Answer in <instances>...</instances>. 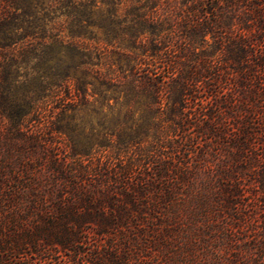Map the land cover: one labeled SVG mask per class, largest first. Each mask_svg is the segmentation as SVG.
<instances>
[{"label": "trees", "instance_id": "1", "mask_svg": "<svg viewBox=\"0 0 264 264\" xmlns=\"http://www.w3.org/2000/svg\"><path fill=\"white\" fill-rule=\"evenodd\" d=\"M95 1L0 0V264H264V0Z\"/></svg>", "mask_w": 264, "mask_h": 264}, {"label": "rangeland", "instance_id": "2", "mask_svg": "<svg viewBox=\"0 0 264 264\" xmlns=\"http://www.w3.org/2000/svg\"><path fill=\"white\" fill-rule=\"evenodd\" d=\"M95 2H96L97 7L102 6L100 0H96ZM134 2H136V0H121V3H119V6H120V9L118 11L119 14H123L125 12L126 8L129 7ZM142 3H144V0H140V4H142ZM172 6H175V9L172 10L174 17H178L179 16V10L181 8L185 7V5H183V3H182V0H176V2L173 3ZM167 13H168V8H166L165 5L159 1V5H157L155 7L154 14L161 15L162 17H164L167 15ZM89 30H92V32L95 34L97 33L96 36L101 38L100 31H98L95 27H90ZM146 39H147V41H149L150 37L149 36L148 37L141 36L140 41L138 39V41L136 43H134V45L128 46V47H127L128 42L126 40L121 41V43L119 42V44H117V43L115 44V46H114L115 50L118 48V51L120 53L128 52L130 55L129 59H125L124 57L117 59L118 54H116V52L112 53V57L114 59L119 60L118 66H120V68H119L120 75H128L131 72H133V70L137 69L138 66L140 65V63L143 65L144 59H146L147 54H149V50L146 53H144V47H145L144 41ZM160 40H162V42L164 44L168 45L167 48L170 50L171 54H175V55L171 56V59H180V60L182 59V60H184V58H186V57H184L185 56L184 54H186L188 51L184 49V44L182 42V39H178L175 36L173 37L172 33L168 31L166 33L164 32L163 35H161L155 39V41H157V42ZM190 43H191L190 50L192 51V55H190V56L192 58H196V59L198 58L199 59V58L203 57V53H202L203 49H206L205 50L206 53H208L210 55L217 54L215 46H204V44H202L198 40H196V41L190 40ZM210 43H211V40H210ZM116 45H119V47H117ZM132 67L134 69H132ZM163 68H164V65H162L159 68L160 71H162ZM89 78H91V77L89 76ZM127 78L129 79L128 76H127ZM86 86H87L86 87L87 92L90 93L92 91L93 86L91 84H87ZM87 97L89 99V102L92 101L93 98H99L98 94H95L93 97H89L87 95ZM122 101H123V97L121 96L118 99L117 103L114 102L113 99H110L109 104L115 105L116 106L115 108L117 109V107L119 106V104ZM95 105L97 108L99 107L98 103H96ZM87 107H90V106H87ZM120 107H121V110L123 111L124 106H120ZM101 110L103 111V113H108L107 112L108 109L106 108V106L102 107ZM75 117H76V120L82 118L83 121L92 119L94 124L96 121V115L94 113L90 112V108H85L83 111L78 112ZM61 264H66V262H62Z\"/></svg>", "mask_w": 264, "mask_h": 264}]
</instances>
